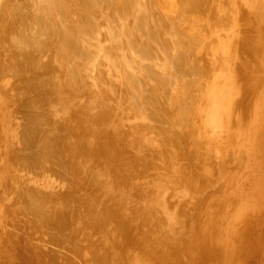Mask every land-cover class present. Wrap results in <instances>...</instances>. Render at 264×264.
Returning <instances> with one entry per match:
<instances>
[{"label":"rangeland","instance_id":"rangeland-1","mask_svg":"<svg viewBox=\"0 0 264 264\" xmlns=\"http://www.w3.org/2000/svg\"><path fill=\"white\" fill-rule=\"evenodd\" d=\"M3 1L4 5L0 0L3 5L0 4L2 7V9L0 7V125L3 124L0 126L2 127L0 128V151H2L0 158L4 160L0 161V172L4 167L5 174L0 173V193H2L1 187L3 189L5 187L4 194L5 190L10 192L5 195L1 194L3 196L0 198V264H86L88 262V264H110L111 257H113L112 263L117 264H124L129 260L135 263V257L139 258L136 260L142 258L140 260L142 263L143 258L144 262L150 259L152 264H264V101L261 99L264 97V0L112 1L115 4L110 0H58L59 5H57V0H52L53 5L50 0H45L44 4H42L43 0L41 3L38 0H33V2L32 0ZM6 2L8 3L6 4ZM46 2H51L52 7ZM72 2L74 4L76 2L79 6L76 5V7ZM107 2L112 5L110 6ZM14 3H17V6ZM97 3L100 6L105 5L100 8ZM118 4L120 5L117 6ZM106 5H109L108 8ZM58 6L62 12H59ZM50 7L51 10H55L51 12L54 15H46ZM82 7L84 11H80ZM93 7L95 9L90 10ZM96 9L104 11L103 15ZM102 9H105L106 12ZM85 10H90V12L86 11V13ZM111 12H114L113 19L120 16L117 21L112 19ZM116 12L119 14L116 15ZM25 13L26 15H24ZM77 13L82 16H78ZM84 13L88 17L85 18ZM72 14L73 19H71ZM45 15L49 17L47 18ZM64 17L66 23L63 22ZM48 19H52V22ZM67 19L69 20L67 21ZM86 19L87 21H85ZM119 19L122 24L118 21ZM28 21L29 25H27ZM34 22L37 23L38 28ZM53 22L56 23V26L55 23L52 25ZM78 23H81L84 30L80 31L81 27ZM38 24L41 27L45 26L41 28ZM60 26H63L62 29ZM110 28L112 31H109ZM51 33L56 35L54 34L53 37ZM39 35L42 38L39 39ZM66 36L68 39H65ZM73 36L75 37L73 38ZM77 37L80 38L77 39ZM44 38L46 40H43ZM13 41H18V43ZM69 41L70 43H68ZM80 42H82V46ZM66 45H68V49ZM138 45L143 48H139ZM110 46L118 47V50L113 47L112 49H116V53L119 55L115 56V50V54L113 55L112 52L111 55L115 59L120 56L119 59L114 60L113 56L110 57L111 55L106 51V49L112 51ZM83 48L87 52L83 51ZM79 49L80 51L82 49V52ZM94 52L97 53L94 54ZM49 53L52 54L49 55ZM92 54L95 56L92 57ZM142 55H146L148 59ZM14 56L16 57L13 58ZM79 57L84 60L81 61ZM24 63L28 65L25 66ZM44 68L45 70H43ZM69 68L70 70H68ZM79 72L80 74H78ZM87 77L89 78L87 79ZM136 82L139 85H136ZM93 83L96 86L95 90L92 88ZM60 85L62 87L67 85L68 89L63 87L65 89L63 90L61 87L63 93L66 92L65 96L61 93L62 91H58ZM80 85L85 88H83L82 94L80 93L82 87L80 90L77 89ZM132 86H136L134 87L136 89ZM86 89L87 91H85ZM100 92L106 94L107 99L103 95L104 98L101 97V94L100 98L98 94ZM127 92L128 94H126ZM93 93L94 98L98 96L99 99L108 102L105 103L107 108L104 106L105 104L102 105L104 101L101 100L99 103L98 98L95 101L96 98L90 96ZM56 96H61L59 97L61 101L65 100V97H69L70 99L66 98V101L73 100L70 103H75L79 96L81 100H76V103L78 102L79 105L80 101L82 108H79L76 103V107L73 103V106L69 105L68 102H65L61 107V101L58 102L60 107L56 106L53 104L56 103L53 102ZM109 96L114 97L116 101L114 98L109 100ZM86 97H88V101ZM50 100H53V103ZM91 101L96 102L91 111V113L93 111L95 113L93 112L92 115L105 116L108 120L106 124L114 126L115 129L111 136H108L110 134L108 133L101 139L96 135L92 137L91 131L93 132V130L89 128V125L91 127V121L96 122L94 116L91 115L92 119L89 123H83V120L79 119L78 113L83 112V109ZM6 102L9 103L6 104ZM3 103H5V107ZM49 103L54 106L52 107ZM84 103L85 106H83ZM110 105L112 106L109 107ZM64 106L67 109L70 108L69 116L66 118L63 117ZM54 107L55 109H53ZM103 109H106L105 112ZM61 111L60 117H57L58 112ZM76 117H78L77 120ZM3 122L7 123H5L6 127ZM108 137L116 138H112V140L107 139ZM81 139H85V141L89 139L90 142ZM65 142L71 146L69 147ZM114 142L119 143L118 146ZM103 144H108L111 147L106 153ZM9 145L13 147H9ZM63 147L66 148L63 149ZM76 147L79 148L78 151ZM83 148L87 151H84ZM100 148L102 152H100ZM80 151L84 157L80 155ZM3 152H5L4 157H2ZM65 153L69 156L75 153V157L79 155V158H82L81 163L83 164L80 163L82 170L78 169L80 170L78 172L75 169L80 161L77 162L75 159L79 158L72 155L74 157L72 161L73 158L71 159V156L69 157ZM92 154L94 158L91 157ZM38 156L45 162L50 157L52 160H48L47 164L44 162L45 165H42ZM134 156L136 159H132ZM5 157L8 158V161ZM15 160L16 162H14ZM49 162L51 166L48 165ZM34 163L35 165H33ZM73 164H77L76 167ZM60 165L64 168H61ZM38 167L40 170V167H44L42 170L45 173L42 174V171H39V176H37ZM16 168H20V170ZM47 168H49L48 171ZM55 168L60 171L57 172ZM9 169H13L15 172L9 171ZM24 169L28 171L21 172ZM61 169L62 172L66 170L65 174H68L66 177L61 173ZM31 170L32 174H30ZM51 172H55L54 175H50ZM56 173L61 175H56ZM61 176L65 177L64 180ZM25 177L26 180H24ZM2 178L6 180L5 184L2 182L4 180L1 181ZM51 180L54 182L52 185L49 183L52 182ZM62 181H65L66 184ZM189 182L190 185L187 184ZM23 183L26 184L27 189ZM46 183H49V187L54 186L51 189ZM10 185L11 188H9ZM45 185L46 188L48 187L47 190L40 192V187L45 188ZM56 186H60L59 189L56 188V190ZM81 186L82 188H80ZM69 188H73V190L71 191ZM22 189L26 191L22 192ZM53 190L57 191H54L57 197L64 194L63 199L56 198ZM69 190L73 197L67 196ZM42 192L45 193V196ZM38 194L41 195L44 202L39 199ZM97 194L98 196H96ZM160 194L162 195L160 196ZM47 196L51 200H47ZM159 196L160 200H158ZM64 197L69 202L64 200ZM150 199L152 201H149ZM53 200L54 202H52ZM147 200L149 203L146 202ZM48 201L54 204L48 203ZM73 203L78 206H74ZM145 204L146 206H144ZM151 205L158 207H154V209ZM166 205L168 207H165ZM2 208L4 213L1 212ZM120 208L122 212L125 211L122 215L123 218L118 215ZM151 208L153 210H149ZM81 210L83 213L80 212ZM161 210L163 216L160 214ZM77 211L81 214H78ZM98 211L101 212L98 213ZM190 211L191 213H188ZM167 213L168 216L171 215L170 218L167 217ZM98 215L106 217V224L102 216L98 219ZM172 215L176 216L173 220L177 223H173ZM178 215L179 218L181 216L179 221ZM146 217L150 219L151 225L145 224ZM160 217L168 218V224L166 222L162 227L168 225L169 228L166 229L167 232L162 228L161 232L155 233L153 232L154 228H158L163 220L159 219ZM163 223L164 221L161 225ZM90 225L92 228H89ZM150 226H153L151 230H149ZM143 227H145L144 230ZM189 227L190 229H188ZM137 230L138 232H136ZM163 230L168 234V237L172 234L170 235L172 238L165 237L167 234ZM169 230L171 233L168 232ZM173 230L175 233H172ZM112 232L114 235L111 234ZM140 232L142 237H144L143 234L146 238L149 235L148 237L151 239H148L149 241L144 238L140 240L141 237H136L141 235ZM163 233L164 235H162ZM90 234L93 235L90 236ZM184 235L188 238L187 240L186 237H181ZM120 236L122 237L120 238ZM93 237L96 239L94 240ZM152 239H154L153 242ZM154 243L161 247L158 248V245ZM193 243L195 244L193 245ZM83 248H85L84 254ZM95 249H99V251ZM103 249L105 252H102ZM130 251H133L132 254ZM86 252L91 253L87 256ZM128 255L131 257L130 259H128ZM85 258L89 259L88 262H85ZM150 260L149 262H151ZM140 261L137 262L140 263Z\"/></svg>","mask_w":264,"mask_h":264},{"label":"bare ground","instance_id":"bare-ground-1","mask_svg":"<svg viewBox=\"0 0 264 264\" xmlns=\"http://www.w3.org/2000/svg\"><path fill=\"white\" fill-rule=\"evenodd\" d=\"M7 1H8V0H7ZM34 1H35V0H34ZM48 1H49V0H48ZM50 1H52V0H50ZM62 1H64V0H62ZM62 1H60V2L62 3ZM103 1H104V0H103ZM110 1H111V3L115 4L114 2H112V1H114V0H110ZM110 1H108V2H110ZM140 1H141V0H140ZM253 1H255V0H253ZM12 2H13V1H12ZM24 2H25V1H24ZM32 2H33V0H32ZM38 2L41 3V0H40V1L38 0ZM42 2H43L42 4H44V3H45V0H43ZM54 2H55V1H54ZM57 2H58V0H57ZM68 2H69V1H68ZM70 2H71V1H70ZM77 2H78V1H77ZM108 2H107V4H110V6H111L112 4H111V3H108ZM3 3H4V1L2 0V4H3ZM7 3H8V2H6V4H7ZM36 3H37V2H36ZM46 3H47V2H46ZM50 3H51V2H50ZM50 3H47V4H48L49 6L52 7V5H53V1H52V5H51ZM72 3L74 4V2H72ZM85 3H86V2H85ZM117 3H118V2H117ZM119 3H121V2L119 1ZM123 3H124V2H123ZM0 4H1V3H0ZM2 4H1V5H2ZM6 4H5V5H6ZM14 4H16V6H17V3H14ZM23 4H24V3H23ZM28 4H29V2H28ZM33 4H34V3H33ZM42 4H41V5H42ZM47 4H46V5H47ZM91 4H93V3H91ZM97 4H98V3H97ZM100 4H102V3H100ZM124 4H125V3H124ZM153 4H154V3H153ZM3 5H4V4H3ZM3 5H2V6H3ZM34 5H35V4H34ZM38 5H39V4H38ZM48 5H47V7H48ZM57 5H59V2H58ZM60 5H61V4H60ZM74 5H75V6H76V5L79 6V4H76V2H75ZM94 5H95V3H94ZM98 5H99V4H98ZM103 5H105V4H102V6H103ZM119 5H120V4H118L117 6H119ZM122 5H123V4H122ZM122 5H121V7H122ZM12 6H13V5H12ZM62 6H63V4H62ZM62 6H61V7H62ZM77 6H76V7H77ZM82 6H83V4H82ZM89 6H90V5H89ZM99 6H100V5H99ZM102 6H100V8H101ZM106 6H107V8H108L109 5H106ZM114 6H116V5H114ZM114 6H112V7L114 8ZM124 6H125V5H124ZM124 6H123V7H124ZM0 7H1V6H0ZM14 7H15V6H14ZM20 7H23V5H22V6L20 5ZM38 7H39V6H38ZM51 7L49 8L50 10H51ZM67 7H68V6H67ZM69 7H70V6H69ZM87 7H88V6H87ZM94 7H95V6H94ZM94 7H93V9H90V8H89V9H90V10H94V9H95ZM121 7H118V8H121ZM3 8H4V7H3ZM57 8H58V10H60V7H59V6H58ZM65 8H66V7H65ZM65 8H64V9H65ZM80 8H81V7H80ZM80 8H79V9H80ZM84 8H85V7H84ZM100 8H99V9H100ZM102 8H103V7H102ZM107 8H106V10H107ZM109 8H111V7H109ZM1 9H2V7H1ZM11 9H13V8H11ZM20 9H21V8H20ZM31 9H32V8H31ZM36 9H37V8H36ZM45 9H46V7H45ZM17 10H18V9H17ZM21 10L23 11L24 9H21ZM32 10H33V9H32ZM50 10H49L48 14H46V15L52 14L51 12H52L54 9L51 10V11H50ZM69 10H70V9H69ZM90 10H88V11L85 10V12H86V11H87V12H90ZM96 10H98V9H96ZM100 10H101V9H100ZM102 10H105V9H102ZM106 10H105V12H106ZM24 11H25V10H24ZM29 11H30V9H29ZM43 11H44V7H43ZM54 11H55V10H54ZM54 11H53V12H54ZM80 11H84V10H83V7H82V10H80ZM80 11H79V13H81ZM107 11H108V10H107ZM115 11H116V10H115ZM15 12H16V11H15ZM36 12H37V10H36ZM44 12H45V11H44ZM59 12H62V11L60 10ZM87 12H86V13H87ZM98 12H100V13L102 14V12H104V11L101 12V11L98 10ZM117 12H120V11H117ZM117 12L115 13L116 15L119 14V13L117 14ZM21 13H24V12H21ZM41 13H42V11H41ZM55 13H56V12H55ZM79 13H77V15H78ZM86 13H84V14L86 15V16L84 15L85 18L88 17V15H87ZM96 13H97V12H96ZM111 13H112V12H111ZM113 13H114V12H113ZM113 13H112V19H113V16H114ZM120 13H121V12H120ZM9 14H10V12H9ZM9 14H7V15H9ZM11 14H12V13H11ZM19 14H20V13H19ZM59 14H61V13H59ZM59 14H57V15H59ZM63 14H64V13H63ZM63 14H61V15H63ZM75 14H76V13H75ZM14 15H15V14H14ZM16 15H18V14L16 13ZM24 15H26V13H25ZM29 15H30V14H29ZM42 15H43V13H42ZM46 15H45V16H46ZM52 15H54V14H52ZM52 15H51V16H52ZM92 15H94V14L92 13ZM92 15H91V16H92ZM102 15H103V14H102ZM136 15H137V14H136ZM12 16H13V15H12ZM65 16H66V14H65ZM78 16H82V15L79 14ZM89 16H90V15H89ZM99 16H100V14H99ZM105 16H106V15H105ZM134 16H135V15H134ZM18 17H20V16H18ZM23 17H24V16H23ZM28 17H29V16H28ZM30 17H32V16H30ZM33 17H34V16H33ZM46 17H47V16H46ZM48 17H49V16H48ZM48 17H47V18H48ZM58 17H59V16H58ZM69 17H70V16H69ZM71 17H72V18H71ZM71 17H70V18L73 19V14L71 15ZM94 17H95V16H94ZM94 17H92V19H93ZM118 17H120V16H117V19H118ZM135 17H136V16H135ZM146 17H147V16H146ZM6 18H7V17H6ZM53 18H54V17H53ZM53 18H52V19H53ZM56 18H57V17H56ZM70 18H69V19H70ZM85 18H84V19H85ZM97 18L99 19V17H97ZM110 18H111V17H110ZM121 18H122V17H121ZM0 19H1V17H0ZM2 19H3V17H2ZM8 19H9V18H8ZM33 19H34V18H33ZM38 19H39V18H38ZM41 19H42V18H41ZM52 19H51V20H52ZM69 19H67V21H68ZM71 19H70V20H71ZM87 19H89V18H87ZM87 19H86L85 21H87ZM92 19H91V20H92ZM106 19H107V18H106ZM114 19H115V17H114ZM114 19H113V20H114ZM117 19H115V20L117 21ZM17 20H18V19H17ZM21 20H22V19H21ZM35 20H36V19H35ZM44 20H46V19H44ZM44 20H43V21H44ZM48 20H50V19H48ZM51 20H50V21H51ZM53 20H54V19H53ZM89 20H90V19H89ZM93 20H95V19H93ZM100 20H101V19H100ZM100 20H99V21H100ZM120 20H121V19H119L118 21L120 22ZM147 20H148V19H147ZM150 20H151V19H150ZM5 21H6V20H5ZM13 21H14V20H13ZM36 21H37V20H36ZM38 21H39V20H38ZM79 21H81V20H79ZM83 21H84V20H83ZM105 21H106V20H105ZM3 22H4V21H3ZM30 22H31V21H30ZM39 22H40V21H39ZM39 22H38V23H39ZM51 22H52V21H51ZM55 22H56V20H55ZM55 22H53L52 25H53ZM63 22H65V17H64ZM69 22L72 23L73 21H69ZM89 22H90V21H89ZM25 23H26V22H25ZM40 23H41V22H40ZM43 23H45V21H44ZM60 23H62V22H60ZM65 23H66V22H65ZM76 23H77V22H76ZM81 23H83V22H81ZM81 23H80V24H81ZM104 23H105V22H104ZM120 23H121V22H120ZM146 23H147V22H146ZM4 24H5V23H4ZM11 24H12V23H11ZM18 24H20V23H18ZM18 24H17V25H18ZM21 24H22V22H21ZM26 24H27V23H26ZM26 24H25V25H26ZM34 24H35V22H34ZM49 24H51V23H49ZM63 24H64V23H63ZM74 24H75V23H74ZM74 24H72V25H74ZM78 24H79V23H78ZM80 24H79V26L81 27L80 31H81V30H84ZM83 24H84V23H83ZM83 24H82V25H83ZM107 24H108V23H107ZM121 24H122V23H121ZM15 25H16V24H15ZM27 25H29V21H28V24H27ZM32 25H33V22H32ZM35 25H36V28H38V27H37V23H36ZM38 25H39V24H38ZM52 25H51V26H52ZM59 25H60V24H59ZM59 25H58V26H59ZM69 25H70V24H69ZM69 25H68V26L66 25V26L69 27ZM85 25H86V24H85ZM85 25H84V26H85ZM18 26H19V25H18ZM20 26L22 27V25H20ZM39 26H40V25H39ZM44 26H45V25H44ZM44 26H43V27H44ZM55 26H56V23H55ZM63 26H64V25H63ZM63 26H62V27H63ZM135 26H136V25H135ZM145 26H148V25H145ZM0 27H1V26H0ZM9 27H10V26H9ZM29 27H30V26H29ZM32 27H33V26H32ZM40 27H41V26H40ZM43 27H41V28H43ZM53 27H54V26H53ZM62 27L60 26V29H62ZM93 27H94V26H93ZM110 27H111V26H110ZM58 28H59V27H58ZM72 28H73V26H72ZM74 28H75V26H74ZM77 28H78V27H77ZM137 28H138V27H137ZM145 28H146V27H145ZM34 29H35V27H34ZM34 29H32V30H34ZM51 29H52V28H51ZM66 29H67V28H66ZM90 29H91V27H90ZM131 29H132V28H131ZM35 30H36V29H35ZM37 30H38V29H37ZM52 30H53V29H52ZM54 30H55V28H54ZM78 30H79V29H78ZM39 31H40V29H39ZM42 31H43V30H42ZM47 31L49 32V30H47ZM67 31H68V30H67ZM70 31H71V30H70ZM106 31H107V30H106ZM109 31H112V29L110 28ZM127 31H128V30H127ZM133 31H134V30H133ZM58 32H61V31H58ZM63 32H64V31H63ZM65 32H66V31H65ZM73 32H74V31H73ZM90 32H93V31H90ZM49 33H50V32H49ZM75 33H76V31H75ZM109 33H110V32H109ZM115 33H116V32H115ZM131 33H132V32H131ZM145 33H146V32H145ZM41 34H43V32H41ZM41 34H40V35H41ZM51 34H52L53 37H54V34H55V33H51ZM71 34H72V33H71ZM79 34H80V33H79ZM79 34H76V35H79ZM81 34H82V33H81ZM91 34H92V33H91ZM117 34H118V33H117ZM119 34H120V33H119ZM40 35H39V36H40ZM55 35H56V34H55ZM63 35L65 36V33H64ZM74 35H75V34H74ZM121 35H122V34H121ZM125 35H126V34H125ZM44 36H46L45 33H44ZM47 36H48V35H47ZM71 36H72V35H71ZM71 36H70V37H71ZM105 36H106V35H105ZM112 36H113V35H112ZM114 36H115V35H114ZM141 36H142V35H141ZM61 37H62V35H61ZM66 37H67V38H65V39H68V36H66ZM74 37H75V36H73V38H74ZM81 37H82V36H81ZM40 38H42V37L40 36L39 39H40ZM48 38H49V37H48ZM79 38H80V37H79ZM79 38L77 37V39H79ZM104 38H105V37H104ZM130 38H131V37H130ZM140 38H142V37H140ZM15 39H16V37H15ZM15 39H14V40H15ZM63 39H64V38H63ZM71 39H72V38H71ZM71 39H69V40H71ZM77 39H75V40H77ZM88 39H89V38H88ZM106 39H108V38H106ZM109 39H110V38H109ZM116 39H117V38H116ZM144 39H145V38H144ZM16 40H17V39H16ZM43 40H46V39L44 38ZM60 40H61V39H60ZM82 40H83V39H82ZM98 40H100V39H98ZM127 40H130V39H127ZM139 40H140V39H139ZM48 41H49V39H48ZM77 41H78V40H77ZM80 41H81V40H80ZM108 41H109V40H108ZM11 42H12V41H11ZM13 42L15 43L16 41H13ZM33 42H35V41H33ZM36 42H37V41H36ZM39 42H40V41H39ZM78 42H79V41H78ZM84 42H85V41H84ZM84 42H83V43H84ZM88 42H89V41H88ZM102 42H103V41H102ZM133 42H134V40H133ZM14 43H12V44H14ZM16 43H18V41H17ZM44 43H45V42L43 41V44H44ZM46 43H48V42H46ZM49 43H50V42H49ZM68 43H70V41H69ZM130 43H132V42H130ZM20 44H22V43H20ZM30 44H31V43H30ZM30 44H29V45H30ZM61 44L63 45L64 43H61ZM76 44H78V43L76 42ZM84 44H85V43H84ZM128 44H129V43H128ZM22 45H23V44H22ZM22 45H21V46H22ZM34 45H35V44H34ZM38 45H39V44H38ZM38 45H37V46H38ZM41 45H42V44H41ZM45 45H46V44H45ZM47 45H48V44H47ZM78 45H79V44H78ZM78 45H77V46H78ZM80 45L82 46V42H80ZM97 45H98V44H97ZM126 45H127V44H126ZM12 46H15V45H12ZM39 46H40V45H39ZM48 46H49V45H48ZM64 46H65V45H64ZM91 46H93V45H91ZM99 46H101V45H99ZM99 46H98V47H99ZM127 46H128V45H127ZM129 46H130V44H129ZM138 46H139V45H138ZM31 47H32V46H31ZM49 47H50V46H49ZM71 47H72V46H71ZM75 47H76V45H75ZM94 47H95V46H94ZM106 47H107V46H106ZM110 47H111V49H110V48H109V49L112 50V51L110 52V51L107 50V49H106V51L109 52V53H108L109 55H111L112 52H113V55H114L117 51H116V49H114V50H115V53H114V50L112 49L113 46H110ZM66 48L68 49V45H66ZM96 48H97V47H96ZM103 48H104V47H103ZM113 48H117V50H118V47H113ZM125 48H126V47H125ZM139 48L142 49L143 47H140V46H139ZM24 49H25V48H24ZM24 49H22V50H24ZM62 49H63V48H62ZM72 49H73V48H72ZM16 50H17V49H16ZM63 50H64V49H63ZM63 50H62V51H63ZM69 50H70V49H69ZM69 50H66V51H69ZM99 50H100V49H99ZM104 50H105V49H104ZM133 50H134V49H133ZM145 50H146V49H145ZM55 51H56V50H55ZM70 51H71V50H70ZM70 51H69V52H70ZM79 51H80V49H79ZM83 51H86V50H84V48H83ZM89 51H90V50H89ZM101 51H102V50H101ZM143 51H144V50H143ZM22 52H23V51H22ZM27 52H28V51H27ZM53 52H54V51H53ZM60 52H61V51H60ZM60 52H59V53H60ZM80 52H82V49H81ZM86 52H87V51H86ZM86 52H84V53H86ZM99 52H100V51H99ZM99 52H98V54H99ZM102 52H103V51H102ZM107 52H106V53H107ZM144 52H146V51H144ZM10 53H11V52H10ZM47 53H48V52H47ZM56 53H58V52H56ZM61 53H62V52H61ZM65 53H66V52H65ZM96 53H97V52H96ZM96 53L94 52V54H96ZM136 53H137V52H136ZM141 53H143V52H141ZM146 53L148 54V52H146ZM165 53H166V52H165ZM24 54H25V52H24ZM51 54H52V53H51ZM51 54L49 53V55H51ZM67 54H68V53H67ZM80 54H82V53H80ZM94 54H92V55H93L92 57L95 56ZM100 54H101V53H100ZM108 54H107V55H108ZM117 54H118V53H116L115 56H116ZM144 54H145V53H144ZM6 55H7V54H6ZM56 55H57V54H56ZM59 55H60V54H59ZM74 55H75V54H74ZM113 55H111L110 57H112ZM118 55H119V54H118ZM7 56H8V55H7ZM22 56H23V55H22ZM80 56H81V55H80ZM105 56H106V55H105ZM142 56H144V55H142ZM15 57H16V56H14L13 58H15ZM52 57H53V55H52ZM56 57H57V56H56ZM82 57H83V56H82ZM89 57H90V54H89ZM99 57H100V56H99ZM117 57H118V56H117ZM119 57H120V56H119ZM119 57H118L117 59H119ZM144 57L146 58V55H145ZM148 57H149V56H148ZM49 58H51V57H49ZM79 58L81 59V57H79ZM101 58H102V57H101ZM113 58H114V60H117V59H115L114 56H113ZM145 58H144V59H145ZM21 59H22V58H21ZM54 59H55V57H54ZM85 59L87 60V58H85ZM89 59H90V58H89ZM107 59H108V58H107ZM111 59H112V58H111ZM146 59H148V58H146ZM150 59H151V57H150ZM150 59H149V60H150ZM39 60H40V59H39ZM83 60H84V59H83ZM83 60L81 59V61H83ZM97 60H98V59H97ZM11 61H12V60H11ZM79 61H80V60H79ZM81 61H80V62H81ZM88 61H89V60H88ZM13 62H14V61H13ZM29 62H30V61H29ZM95 62H96V61H95ZM19 63H20V62H19ZM41 63H42V62H41ZM115 63H116V61H115ZM14 64H15V63H14ZM172 64H173V63H172ZM186 64H187V63H186ZM12 65H13V64H12ZM24 65H25V63H24ZM27 65H28V64H27ZM27 65H25V66H27ZM41 65H42V64H41ZM74 65H75V63H74ZM16 66H17V65H16ZM22 66H23V65H22ZM34 66H36V65H34ZM47 66H48V65H47ZM61 66H62V65H61ZM61 66H60V67H61ZM65 66H66V65H65ZM65 66H64V67H65ZM76 66H77V65H76ZM94 66H95V65H94ZM96 66H97V65H96ZM117 66H118V64H117ZM117 66H116V67H117ZM19 67H20V66H19ZM37 67H38V66H37ZM60 67H59V68H60ZM119 67H120V66H119ZM5 68H6V66H5ZM39 68H40V67H39ZM66 68H67V67H66ZM141 68H142V67H141ZM85 69H86V68H85ZM91 69H92V68H91ZM118 69H119V68H118ZM118 69H117V70H118ZM38 70H39V69H38ZM43 70H45V68H44ZM59 70H60V69H59ZM68 70H70V68H69ZM79 70H81V69L79 68ZM83 70H84V69H83ZM93 70H94V69H93ZM100 70H102V69H100ZM113 70H114V69H113ZM14 71H15V70H14ZM77 71H78V68H77ZM81 71H82V70H81ZM81 71H80V72H81ZM96 71H97V69H96ZM119 71H120V69H119ZM126 71H127V70H126ZM39 72H40V71H39ZM43 72H44V71H43ZM72 72H73V71H72ZM80 72H79L78 74H80ZM82 72H83V71H82ZM89 72H91V71H89ZM92 72H93V71H92ZM65 73H66V72H65ZM69 73L71 74V71H70ZM118 73H120V72H118ZM76 74H77V73H76ZM100 74H101V73H100ZM111 74H112V72H111ZM67 75H68V74H67ZM95 75H96V74H95ZM126 75H127V74H126ZM134 75H135V74H134ZM70 76L72 77V75H70ZM89 76H91V75H89ZM93 76H94V74H93ZM114 76H115V75H114ZM67 77H69V76H67ZM73 77H75V76H73ZM14 78H15V77H14ZM85 78H86V76H85ZM85 78H83V79H85ZM88 78H89V77H87V79H88ZM127 78H128V77H127ZM73 79H74V78H73ZM93 79H94V77H93ZM149 79H150V77H149ZM9 80H10V79H9ZM137 80H138V79H137ZM92 81H93V80H92ZM90 82H91V81H90ZM93 82H94V81H93ZM95 82H96V79H95ZM97 82H98V81H97ZM138 82H139V80H138ZM59 83H60V82H59ZM98 83H99V82H98ZM136 83H137V82H136ZM136 83H135V84H136ZM93 84H94V83H93ZM93 84H92V86H93ZM107 84H108V83H107ZM107 84H106V85H107ZM54 85H55V84H54ZM68 85H69V84H68ZM82 85H83V84H82ZM82 85H80L79 88L76 87V88L79 89V90H80V87H82V89L80 90V93H81V94L83 93V91H84V89H85V88L83 87L84 85H83V86H82ZM96 85H97V84H96ZM113 85H114V84H113ZM136 85H139V84L137 83ZM142 85H143V84H142ZM46 86H47V85H46ZM66 86H67V85H66ZM66 86L63 85V87H64L65 89H68V88H66ZM73 86H76V85H73ZM47 87H48V86H47ZM61 87H62V86L60 85V88H61ZM63 87H62V88H63ZM95 87H96V86H95V84H94V86H93L92 88L95 90ZM97 87H98V85H97ZM110 87H111V86H110ZM132 87H133V86H132ZM134 87H136V86H134ZM134 87H133V88H134ZM138 87H139V86H138ZM53 88H54V87H53ZM60 88L58 87V91H59V90L62 91V88H61V89H60ZM64 88H63V90H65ZM69 88H70V87H69ZM83 88H84V89H83ZM45 89H46V88H45ZM54 89H55V88H54ZM54 89H53V90H54ZM87 89H88V88H87ZM87 89H86L85 91H87ZM110 89H112V88H110ZM134 89H136V88H134ZM141 89H142V88H141ZM50 90H51V89H50ZM56 90H57V89H56ZM56 90H55V93H57ZM70 90H71V89H70ZM82 90H83V91H82ZM99 90H100V89H99ZM115 90H116V89H115ZM129 90H130V89H129ZM142 90H143V89H142ZM60 91H59V92H60ZM66 91H67V90H66ZM68 91H69V90H68ZM68 91H67V92H68ZM72 91H73V90H72ZM76 91H77V90H76ZM81 91H82V92H81ZM89 91H90V90H89ZM104 91H105V89H104ZM27 92H28V91H27ZM69 92H70V91H69ZM28 93H29V92H28ZM52 93H54V92H52ZM61 93H63V91H62ZM64 93L66 94V92H64ZM64 93H63V94H64ZM71 93H72V92H71ZM71 93H68V94H71ZM84 93H85V92H84ZM88 93H89V92H88ZM88 93H87V94H88ZM91 93H92V92H91ZM102 93H103V92H102ZM107 93H108V92L106 91V94H107ZM110 93H111V91H110ZM110 93H109V94H110ZM234 93H235V92H234ZM65 94H64V96H65ZM74 94L77 95L76 93H74ZM89 94H90V93H89ZM98 94H99V97H100L101 92L98 93ZM106 94H101V97L105 96V98H106ZM126 94H128V92H127ZM52 95H53V94H52ZM59 95H61V94H59ZM71 95H72V94H71ZM78 95H79V93H78ZM96 95H97V94H96ZM102 95H103V96H102ZM107 95H108V94H107ZM113 95H114V94H113ZM113 95H112V96H113ZM124 95H125V94H124ZM87 96H88V95H87ZM90 96H93V98H94L95 95H94V93H93V95H90ZM122 96H123V95H122ZM140 96H141V95H140ZM50 97H51V96H50ZM57 97H58V99H57ZM59 97H61V96H56V97H55V101L52 100L53 102H56V103H53L51 100H50V101H51L54 105H56V106L58 105V106H59L60 104H58V102L61 101V98H60V100H59ZM88 97H89V96H88ZM88 97H86V98H87V101H88ZM99 97L97 96V97H95L96 99H95V98H94V99H95V101H96L97 98H98V102L100 103V101H101L102 99H99ZM101 97H100V98H101ZM126 97H127V96H126ZM131 97H132V96H131ZM4 98H6V97H4ZM9 98H10V97H9ZM12 98H13V97H12ZM51 98H52V97H51ZM53 98H54V97H53ZM66 98H68L67 100L70 99L69 97H65V100L62 99V101L60 102V103H61V107H62V105H64L65 102H68V101H66ZM76 98H77V97H76ZM76 98H75V99H76ZM81 98H83V97L81 96ZM89 98H90V97H89ZM103 98H104V97H103ZM113 98H114V97H113ZM113 98H111V97L109 96V100H110V99L113 100ZM123 98H124V96H123ZM127 98H129V97H127ZM150 98H151V96H150ZM263 98H264V97H263ZM263 98H261V99L264 101ZM13 99H14V98H13ZM24 99H25V98H24ZM75 99H74V100H75ZM78 99H80L79 96H78ZM78 99H76V100H78ZM90 99H91V98H90ZM106 99H107V98H106ZM0 100H1V99H0ZM10 100H11V99H10ZM10 100H8V101H10ZM26 100H27V99H26ZM56 100H57V101H56ZM58 100H59V101H58ZM76 100H75V103H76ZM80 100H81V99H80ZM82 100H83V99H82ZM92 100H93V99H92ZM114 100H115V98H114ZM48 101H49V100H48ZM70 101H73V100H70ZM70 101L68 102L69 105H72V106H73V104H74V106H75V103L72 102V103H73V104H72V103H70ZM89 101H90V100H89ZM95 101H91V102L88 104V106H86V108L83 109V110H84L83 112L78 113V115H79L78 117H79L80 120H81V119L83 120V123H85V122H86V123H89V122L91 121V119H92V116H94L96 122H92V121H91V122H90V123H91V127H90V125H89V128H92L91 130H93V132L91 131V133H92V135H93V136L91 135L92 137H94V135H96V136H98L99 139H101V137H102L103 135H106V134H108V133H110V134H108V136H109V135L111 136V135H112V132H113L114 129H115L114 126H111V125H107V124H106V123L108 122V120L105 118V116H95V115H92L94 111L91 113L92 109H93V108L95 107V105H96V102H95ZM103 101H104V103H102ZM115 101H116V100H115ZM150 101H152V100L150 99ZM12 102H13V101H12ZM46 102H47V101H46ZM82 102H83V101H82ZM85 102H86V101H85ZM102 102H101V103H102V105H103V104H105L107 101L105 102V100H102ZM112 102H114V101H112ZM7 103H9V102H6V104H7ZM107 103H108V102H107ZM4 104H5V103H3V105H4ZM49 104H50V103H49ZM86 104H87V102H86ZM113 104H114V103H113ZM15 105H16V104H15ZM50 105H51V104H50ZM54 105H51V106L53 107ZM76 105L79 106V108H80V107L82 108V106H81L82 104L80 103V101H79V105H78V102L76 103ZM262 105H263V103H262ZM29 106H30V105H29ZM46 106H47V105H46ZM46 106H45V107H46ZM48 106H49V105H48ZM83 106H85V103H84ZM104 106H106V104H105ZM104 106H103V107H104ZM111 106H112V105H110L109 107H111ZM4 107H5V105H4ZM59 107H60V106H59ZM75 107H76V106H75ZM96 107H97V106H96ZM154 107H155V106H154ZM263 107H264V106H263ZM263 107H261V109H263ZM46 108H47V107H46ZM63 108H65V110H64V109L62 110V111H63V117L66 118V117L69 116L68 112L70 111V110H69L70 108L68 107V109H67L65 106H64ZM106 108H107V106H106ZM137 108H138V107H137ZM36 109H38V108H36ZM44 109H45V108H44ZM53 109H55V107H54ZM77 109H78V108H77ZM109 109H111V108H109ZM138 109H139V108H138ZM4 110H5V109H4ZM68 110H69V111H68ZM71 110H72V109H71ZM105 110H106V109H103L104 112H105ZM111 110H112V109H111ZM45 111H46V110H45ZM62 111H61V112H58L57 117L60 115L59 113H62ZM78 111H80V110H78ZM81 111H82V109H81ZM37 112H39V111H37ZM54 112H55V111H54ZM94 113H95V112H94ZM53 114H54V113H53ZM91 115H92V116H91ZM112 115H113V114H112ZM263 115H264V114H263ZM2 116H3V115H2ZM26 116H27V115H26ZM3 117H5V116H3ZM29 117H31V116H29ZM59 117H60V116H59ZM63 117H62V118H63ZM78 117H76V120H77ZM112 117H113V116H112ZM52 118H53V117H52ZM62 118H61V119H62ZM24 119H25V118H24ZM28 119H29V118H28ZM37 119H38V118H37ZM61 119H60V120H61ZM5 120H6V119H5ZM42 120H43V118H42ZM47 120H48V119H47ZM26 121H29V120H26ZM36 121H37V120H36ZM63 121H64V120H63ZM6 122H7V121H6ZM6 122H5V123H6ZM59 122H60V121H59ZM113 122H114V121H113ZM191 122H192V121H191ZM261 122H262V121H261ZM3 123H4V122H3ZM5 123H4V125H5ZM27 123H28V122H27ZM96 123H98V125H96ZM109 123H110V122H109ZM175 123H176V122H175ZM6 124H7V123H6ZM1 125H3V124H1ZM1 125H0V126H1ZM8 125H9V124H8ZM86 125H88V124H86ZM10 126H11V125H10ZM27 126H28V125H27ZM38 126H39V125H38ZM42 126H43V125H42ZM44 126H45V125H44ZM5 127H6V125H5ZM14 127H15V126H14ZM16 127H17V125H16ZM257 127H258V126H257ZM260 127H261V126H260ZM0 128H2V127H0ZM40 128H41V127H40ZM255 128H256V127H255ZM5 130H6V129H5ZM44 130H45V129H44ZM30 131H32V130H30ZM118 131H119V130H118ZM254 131H255V130H254ZM32 132H33V131H32ZM32 132H31V133H32ZM115 132H116V131H115ZM62 133H63V132H62ZM40 134H41V133H40ZM247 134H248V133H247ZM4 135H5V134H4ZM113 135H114V134H113ZM182 135H183V134H182ZM32 136H33V135H32ZM63 136H64V135H63ZM197 136H198V135H197ZM197 136H196V137H197ZM26 137H27V136H26ZM106 137H107V136H106ZM15 138H16V137H15ZM43 138H44V137H43ZM103 138H104V137H103ZM112 138H116V137H108L107 139H112ZM188 138H189V137H188ZM30 139H31V138H30ZM46 139H47V138H46ZM176 139H177V138H176ZM7 140H8V139H7ZM13 140H14V139H13ZM17 140H19V139H17ZM24 140H25V139H24ZM31 140H32V139H31ZM54 140L57 141V139H54ZM54 140H52V141H54ZM75 140H76V139H75ZM81 140H83V139H81ZM88 140H89V139H88ZM88 140L85 141V139H84L83 141L87 142ZM112 140H113V139H112ZM118 140H119V137H118ZM14 141H15V140H14ZM48 141H49V140H48ZM63 141H65V140H63ZM116 141H117V139H116ZM116 141H115V142H116ZM119 141L121 142V140H119ZM119 141H117V142H119ZM122 141H123V139H122ZM89 142H90V141H88V143H89ZM111 142H113V141H111ZM115 142H114V143H115ZM117 142H116V143H117ZM120 142H119V143H120ZM13 143H14V142H13ZM15 143H16V141H15ZM21 143H22V141L20 142V144H21ZM65 143H66V142H65ZM67 143H68V142H67ZM67 143H66V144H67ZM83 143H84V142H83ZM116 143H115V144H116ZM119 143H118V144H119ZM16 144H17V143H16ZM39 144H40V143H39ZM39 144H38V145H39ZM52 144H53V142H52ZM80 144H82V142H80ZM80 144H79V145H80ZM118 144H116V145L118 146ZM178 144H180V143H178ZM189 144H191V143H189ZM25 145H26V144H25ZM25 145H24V146H25ZM34 145H35V144H34ZM34 145H33V146H34ZM55 145H57V144L55 143ZM74 145H75V144H74ZM103 145H104V151H105V153L107 152L108 149H111V147H110L108 144H103ZM181 145H182V144H181ZM3 146H4V145H3ZM68 146H69V143H68ZM70 146H71V144H70ZM70 146H69V147H70ZM122 146H124V145L122 144ZM138 146H139V145H138ZM190 146H191V145H190ZM9 147H13V146H12V145H9ZM77 147H80V146L77 145ZM77 147H76V148H77ZM87 147H88V146H87ZM99 147H102V146H99ZM5 148H6V147H5ZM25 148H26V147H25ZM44 148H45V147H44ZM50 148H51V147H50ZM65 148H66V147H63V149H65ZM85 148H86V146H85ZM89 148H90V147H89ZM139 148H140V146H139ZM139 148H138V149H139ZM21 149H23V148L21 147ZM21 149H20V150H21ZM45 149H46V148H45ZM74 149H75V147H74ZM74 149H73V151H74ZM78 149H79V148H77V151H78ZM81 149H82V147H81ZM100 149H101V148H100ZM114 149H117V148H114ZM141 149H142V148H141ZM141 149L139 150L140 152H141ZM9 150H10V148H9ZM83 150H84V148H83ZM88 150H90V149H88ZM201 150H202V149H201ZM6 151H7V150H6ZM43 151H44V150H43ZM43 151H42V153H44ZM45 151H46V150H45ZM54 151H55V150H54ZM73 151H71V152H73ZM77 151H76V154H78ZM84 151H87V150H84ZM139 151H138V152H139ZM151 151H152V150H151ZM182 151H184V150H182ZM188 151H189V150H188ZM0 152H2V151H0ZM8 152H10V151H8ZM11 152H12V151H11ZM25 152H26V151H25ZM30 152H31V151H30ZM51 152H52V151H51ZM51 152H50V154H51ZM74 152H75V151H74ZM100 152H102V149L100 150ZM4 153H5V152L2 153V157H4V156H3ZM12 153H15V152H12ZM48 153H49V152H48ZM79 153H80V155H81L82 157H84V156L82 155L83 153L81 154V151H80ZM89 153H90V152H89ZM151 153H152V152H151ZM52 154H54V153H52ZM74 154H75V153H74ZM74 154H71V155H70V156H71V159L73 158L72 161L74 160V157H75V155H76V154H75V155H74ZM147 154H148V151H147ZM193 154H194V153H193ZM17 155H18V154H17ZM24 155H26V154H24ZM31 155H32V154H31ZM65 155L69 156V155L66 154V153H65ZM72 155H74V157H72ZM28 156H29V155H28ZM36 156H37V153H36ZM36 156H35V157H36ZM44 156H45V155H44ZM60 156H61V155H60ZM62 156H63V155H62ZM70 156H69V157H70ZM88 156H89V155H88ZM94 156H95V155H94ZM105 156H106V155H105ZM0 157H1V156H0ZM11 157H12V155H11ZM18 157H19V156H18ZM26 157H27V156H26ZM41 157H42V156H41ZM49 157H50V156H49ZM53 157H54V155H53ZM91 157H93V154H92ZM27 158H28V157H27ZM32 158H33V157H32ZM38 158H39V156H38ZM44 158H45V157H44ZM46 158H47V156H46ZM59 158H60V157H59ZM75 158H79V155H78V157H75ZM89 158H90V157H89ZM89 158H88V159H89ZM93 158H94V157H93ZM5 159H7V161H8V158L5 157ZM10 159H11V158H10ZM12 159H13V158H12ZM29 159H30V158H29ZM33 159H34V158H33ZM39 159H40V158H39ZM39 159H38V160H39ZM55 159H56V158H55ZM81 159H82L81 157H80L79 159H75V160H77V162L80 160V161H79V164H78V163H77L78 165L76 164L77 167L80 166ZM90 159L92 160V158H90ZM132 159H136L135 156H134V158H132ZM1 160L3 161L4 159L0 158V161H1ZM13 160H14V159H13ZM13 160H11V161H13ZM16 160H17V158H16ZM16 160H15L14 162H16ZM35 160H36V159H35ZM40 160H41V161H40ZM40 160H39V161L42 162V165H45V164H43L45 161H43V159H40ZM48 160H52L51 157H50V159H47L46 162H48ZM191 160H193V159H191ZM2 161H1V162H2ZM20 161H21V159H20ZM22 161H23V160H22ZM68 161H69V160H68ZM137 161H138V159H137ZM141 161H142V160H141ZM189 161H190V160H189ZM23 162H24V161H23ZM29 162H30V161H29ZM31 162H33L32 159H31ZM46 162H45V163H46ZM50 162H51V161H50ZM50 162L48 163V165H50V164L52 163V162H51V163H50ZM53 162H54V161H53ZM61 162H62V161H61ZM82 162H84V160H82ZM10 163H11V162H10ZM17 163H18V162H17ZM20 163H21V162H20ZM37 163H38V162H37ZM65 163H66V162H65ZM70 163H73V162L70 161ZM74 163H76V162H74ZM1 164H2V163H1ZM18 164H19V163H18ZM39 164H40V163H39ZM46 164H47V163H46ZM52 164H53V163H52ZM55 164H56V163H55ZM82 164H83V163H81V165H82ZM131 164H132V163H131ZM135 164H136V163H135ZM11 165H12V164H11ZM21 165H22V164H21ZM24 165H25V164H24ZM28 165L30 166V164H28ZM28 165H27V166H28ZM33 165H35V163H34ZM56 165H58V164H56ZM66 165H67V164H66ZM73 165H74V164H73ZM76 165H74V167H76ZM50 166H51V165H50ZM13 167H15V166H13ZM53 167H54V164H53ZM60 167H61V165H60ZM77 167L75 168L76 170L81 169V166H80V168H77ZM151 167H152V166H151ZM3 168H4V167H2V172H3ZM23 168H24V166H23ZM29 168H30V167H29ZM40 168H41V170H40L39 167H38V174H37V176H39V171H42V174L45 173V172H43L44 167H43V168L40 167ZM61 168H64V166L61 167ZM70 168H71V167H70ZM132 168H133V167H132ZM16 169L20 170V168H16ZM33 169H34V168H33ZM42 169H43V170H42ZM50 169L52 170V168H50ZM56 169H57V168H55V170H56ZM58 169H59V167H58ZM68 169H69V168H68ZM75 169H74V170H75ZM137 169H138V168H137ZM11 170H13V169H11ZM11 170L9 169V171H11ZM25 170H26V169L21 170V172H22V171H23V172H27V171H28V170H26V171H25ZM45 170H46V169H45ZM48 170H49V168H47V171H48ZM74 170H72V171H74ZM81 170H82V169H81ZM91 170H92V169H91ZM13 171H14V170H13ZM13 171H12V172H13ZM29 171H30V169H29ZM34 171H35V170H34ZM56 171L59 172L60 170H59V171L56 170ZM62 171H63V170L61 169V173L64 175L65 172H66V170H64L65 172H62ZM70 171H71V170H70ZM79 171H80V170H78V172H79ZM223 171H224V170H223ZM2 172H0V173H2ZM4 172H5V170H4ZM4 172H3V173H4ZM14 172H15V171H14ZM90 172H92V171H90ZM132 172H133V171H132ZM135 172H136V171H135ZM137 172H138V171H137ZM137 172H136V173H137ZM9 173H10V172H9ZM16 173H17V172H16ZM16 173H14V174H16ZM18 173H20V172H18ZM34 173H35V172H34ZM53 173H55V172H51L50 175H52ZM67 173H68V172H67ZM69 173H71V172H69ZM149 173H150V172H149ZM149 173H148V174H149ZM4 174H5V173H4ZM22 174H24V173H22ZM28 174H29V173H28ZM30 174H32V170H31ZM46 174L49 175L48 173H46ZM57 174H58V173H56V175H57ZM85 174H86V173H85ZM1 175H2V174H1ZM7 175H8V173H7ZM53 175H54V174H53ZM56 175H55V176H56ZM58 175H59V174H58ZM60 175H61V174H60ZM60 175H59V176H60ZM66 175H68V174H65V177H66ZM70 175H71V174H70ZM33 176H34V175H33ZM43 176H44V175H43ZM1 177H2V176H1ZM22 177H23V176H22ZM35 177H36V175H35ZM35 177H34V178H35ZM51 177H52V176H51ZM61 177H62V176H61ZM65 177H62V179L64 180ZM69 177H70V176H69ZM73 177H74V176H73ZM83 177H84V176H83ZM161 177H162V176H161ZM189 177H190V176H189ZM6 178H8V177L6 176ZM6 178H5V179H6ZM19 178H20V177H19ZM28 178H31V177H28ZM49 178H50V177H49ZM77 178H79V177H77ZM77 178H76V180H77ZM147 178H148V177H147ZM62 179H61V180H62ZM66 179H67V178H66ZM66 179H65V180H66ZM79 179H81V178H79ZM2 180H4V178H2L1 181H2ZM24 180H26V177L24 178ZM34 180H35V179H34ZM36 180H37V179H36ZM36 180H35V181H36ZM57 180H58V179H57ZM185 180H186V179H185ZM5 181H6V180H4V181H2V182H4V184H5ZM15 181H16V180H15ZM28 181H29V180H28ZM48 181H49V180H48ZM51 181H52V180H51ZM71 181H72V180H71ZM80 181H81V180H80ZM91 181H93V180H91ZM153 181H154V180H153ZM153 181H152V182H153ZM159 181H160V179H159ZM162 181H163V180H162ZM189 181H190V180H189ZM7 182H8V181H7ZM25 182H26V181H25ZM32 182L34 183V181H32ZM32 182H31V183H32ZM57 182H58V181H57ZM57 182H56V185H57ZM62 182H65V181H62ZM72 182H73V181H72ZM93 182H94V181H93ZM142 182H143V181H142ZM157 182H158V181H157ZM187 182H188V181H187ZM0 183H1V182H0ZM17 183H18V182H17ZM17 183H16V184H17ZM35 183H36V182H35ZM49 183H50V185H52V183L54 184L53 181H52V182H49ZM49 183H48V184H49ZM73 183H74V182H73ZM163 183H164V182H163ZM163 183H162V185H163ZM23 184H24V183H23ZM46 184H47V183H46ZM48 184H47V186L49 187ZM65 184H66V182H65ZM75 184H77V183H75ZM86 184H87V186H88L87 181H86ZM181 184H182V183H181ZM187 184L190 185V182L187 183ZM187 184H186V185H187ZM7 185H8V184H7ZM24 185H25V188H26V184H24ZM27 185H29V182H27ZM58 185H60V184L58 183ZM78 185H79V183H78ZM136 185H137V184H136ZM142 185H143V184H142ZM168 185H169V184H168ZM182 185H183V184H182ZM184 185H185V184H184ZM189 185H187V186H189ZM4 186H5V185H4ZM18 186H19V185H18ZM21 186H22V184H21ZM21 186H20V188H21ZM42 186H43V185H42ZM53 186H54V185H53ZM53 186H50L49 188H51V187H53ZM64 186H65V185H64ZM64 186H62V187H64ZM83 186H84V185H83ZM163 186H164V185H163ZM12 187H13V186H12ZM28 187H29V186H28ZM31 187H32V185H31ZM33 187H35V186H33ZM36 187H37V186H36ZM43 187H44V186H43ZM43 187H40V192H41V190H42V191L45 190V189L47 190V188H48V187L46 188V185H45V188H43ZM59 187H60V186H59ZM59 187L56 186L55 189H56V188L59 189ZM65 187H66V186H65ZM71 187H72V186H71ZM145 187H146V186H145ZM147 187H148V186H147ZM153 187H154V186H153ZM155 187H156V186H155ZM166 187H168V186H166ZM182 187H183V186H182ZM1 188H2V189H1L2 193H0V198H1V196H3V195H1V194H4L3 191H4L5 187H4V189H3V187H1ZM9 188H11V185H10ZM22 188H23V187H22ZM29 188H30V187H29ZM38 188H39V187H38ZM42 188H43V189H42ZM80 188H82V186H81ZM164 188H165V187H164ZM184 188H185V187H184ZM186 188H187V187H186ZM188 188H189V187H188ZM14 189H16V188H14ZM14 189H12V190H14ZM23 189H24V188H23ZM23 189H22V192L26 191V190H23ZM26 189H27V188H26ZM51 189H52V188H51ZM53 189H54V188H53ZM57 189H56V190H57ZM69 189H70V188H69ZM134 189H135V188H134ZM154 189H155V188H154ZM168 189H169V188H168ZM12 190H11V191H12ZM16 190L18 191V187H17ZM16 190H15V191H16ZM34 190H35V189H34ZM56 190H53V192L56 191ZM67 190H68V189H67ZM70 190L72 191L73 188L70 189ZM70 190L68 191L67 196H68V195L71 196L70 193H72V192H70ZM89 190H90V188H89ZM151 190H152V189H151ZM15 191H13V192H15ZM17 191H16V193H17ZM19 191H21V189H19ZM30 191H31V190H30ZM60 191H62V190L60 189ZM90 191H91V190H90ZM166 191H167V190H166ZM7 192H8V191H7ZM7 192H6V190H5V194H7ZM9 192H10V191H9ZM9 192H8V193H9ZM33 192L35 193L36 190L33 191ZM37 192H38V191H37ZM44 192H45V191H44ZM44 192H42V193H44ZM46 192H48V191H46ZM56 192H57V191H56ZM63 192L65 193V190H63ZM63 192H62V193H63ZM69 192H70V193H69ZM27 193H28V192H27ZM29 193H30V192H29ZM50 193H51V192H50ZM50 193H47V194H50ZM66 193H67V192H66ZM92 193L94 194V192H92ZM160 193H162V192L160 191ZM163 193H164V192H163ZM221 193H222V192H221ZM5 194H4V195H5ZM23 194H24V193H23ZM53 194L55 195V192H54ZM93 194H92V195H93ZM98 194H99V192H98ZM98 194H97L96 196H98ZM113 194H114V193H113ZM26 195H28V194H26ZM29 195H30V194H29ZM31 195L33 196V194H31ZM60 195H61V196H60ZM60 195H59V197H61V198L57 197L56 195H55V196H56V198L63 199L62 196H63L64 194H60ZM73 195H75V194H73ZM88 195H89V193H88ZM90 195H91V194H90ZM117 195H118V194H117ZM142 195H143V194H142ZM161 195H162V194H160V196H161ZM170 195H171V194H170ZM170 195H169V196H170ZM188 195H189V194H188ZM10 196H11V195H10ZM10 196H9V198H10ZM24 196H25V195H24ZM32 196H31V197H32ZM38 196H39V194H38ZM38 196H37V197H38ZM40 196H41V195H40ZM40 196H39V197H40ZM44 196H45V193H44ZM51 196H53V195H51ZM64 196H65V195H64ZM69 196H68V197H69ZM94 196H95V194H94ZM153 196H154V195H153ZM155 196H156V195H155ZM160 196L158 197V198H159L158 200H160V198H161ZM167 196H168V195H167ZM171 196H172V195H171ZM171 196H170V197H171ZM4 197H5V196H4ZM27 197H28V196H27ZM27 197H26V198H27ZM37 197H36V198H37ZM39 197H38V198H39ZM47 197H48L47 200H51V198H49V196H47ZM71 197H73V196H71ZM71 197H70V198H71ZM150 197H151V195H150ZM22 198H24V197H22ZM22 198H21V199H22ZM26 198H25V199H26ZM28 198H29V197H28ZM42 198H43V197H42ZM54 198H55V197H54ZM70 198H69V199H70ZM96 198H97V197H96ZM101 198H102V197H101ZM114 198H115V197H114ZM3 199H4V198H3ZM3 199H2V200H3ZM10 199H11V198H10ZM25 199H24V200H25ZM39 199L42 200L41 197H40ZM65 199H66V197H64V200H65ZM98 199H99V198H98ZM112 199H113V198H112ZM154 199H155V198H154ZM178 199H179V198H178ZM47 200H45L46 203H47ZM56 200H57V199H56ZM72 200H73V199H71V201H72ZM89 200H90V199H89ZM119 200H121V199L119 198ZM26 201H27V200H26ZM42 201L44 202V199H43ZM62 201H63V200H62ZM66 201L69 202L68 199H66ZM71 201H70V203H71ZM109 201H110V200H109ZM149 201H152V200L150 199ZM149 201L147 200L146 202L149 203ZM0 202H1V201H0ZM52 202H54V200H53ZM63 202H64V201H63ZM63 202H62V203H63ZM72 202H74V200H73ZM95 202H96V201H95ZM100 202H101V201H100ZM104 202H105V201H104ZM118 202H119V201H118ZM155 202H156V201H155ZM48 203H51V201H48ZM57 203H58V202H57ZM101 203H102V202H101ZM141 203H142V202H141ZM148 203H147V204H148ZM51 204H54V203H51ZM51 204H48V205H51ZM58 204H59V203H58ZM73 204H74V203H73ZM89 204H90V203H89ZM108 204H109V203H108ZM139 204H140V202H139ZM153 204H154V203H153ZM153 204H152V205H153ZM59 205H61V203H60ZM63 205H64V204H63ZM70 205H72V204H70ZM92 205H93V204H92ZM106 205H107V204H106ZM114 205H115V204H114ZM152 205H151V206H152ZM237 205H238V204H237ZM44 206H45V204H44ZM51 206H52V205H51ZM61 206H62V205H61ZM74 206H78V205L75 203ZM140 206H141V205H140ZM144 206H146V204H145ZM151 206H150V207H151ZM46 207H47V204H46ZM49 207H50V206H49ZM91 207H92V206H91ZM97 207H98V206H97ZM102 207H103V206H102ZM121 207H122V206H121ZM141 207H142V206H141ZM152 207H153V206H152ZM154 207L156 208V207H158V206H155V205H154ZM154 207H153V208H154ZM162 207H163V205H162ZM165 207H168V206L166 205ZM73 208H74V207H73ZM87 208H88V206H87ZM89 208H90V207H89ZM155 208H154V209H155ZM5 209H7V206H5ZM45 209H47V208H45ZM76 209H78V207H76ZM80 209H82V208H80ZM138 209H140V208H138ZM157 209H158V208H157ZM157 209H156V210H157ZM160 209H161V208H160ZM165 209H167V208H165ZM165 209H163V210H165ZM67 210H68V208H67ZM82 210H83V209H82ZM82 210L80 211L81 213H83ZM97 210H98V208H97ZM100 210H101V209H100ZM106 210H107V209H106ZM116 210H117V209H116ZM149 210H153V209L151 208V209H149ZM167 210H168V209H167ZM3 211H4V210H3V208H2V209H1V212H3ZM65 211H66V210H65ZM65 211H64V212H65ZM70 211H71V210H70ZM74 211H75V210H74ZM87 211H88V210H87ZM90 211H91V210H90ZM92 211H93V210H92ZM114 211H115V210H114ZM117 211H118V210H117ZM157 211H158V210H157ZM168 211H169V210H168ZM247 211H248V210H247ZM48 212H49V211H48ZM77 212H78V214L80 213L79 211H77ZM77 212H76V213H77ZM84 212H85V211H84ZM93 212H94V211H93ZM100 212H101V211H100ZM100 212L98 211V213H100ZM102 212H103V209H102ZM106 212H107V211H106ZM124 212H125V211H124ZM124 212H122V209L120 208V209H119V214H118V215L122 217V215H124ZM142 212H144V211H142ZM159 212H160V211H159ZM164 212H166V211H164ZM169 212H170V211H169ZM3 213H4V212H3ZM3 213H2V214H3ZM24 213H26V212H24ZM74 213H75V212H74ZM81 213H80V214H81ZM144 213H145V212H144ZM149 213H150V212H149ZM153 213H154V212H153ZM161 213H162V210H161L160 214H161ZM188 213H191V211L188 212ZM22 214H23V213H22ZM33 214H34V213H33ZM41 214H42V213H41ZM45 214H46V213H45ZM48 214H49V213H48ZM71 214H72V213H71ZM95 214H96V213H95ZM101 214H102V213H101ZM109 214H111V213H109ZM146 214H147V212H146ZM150 214H151V213H150ZM162 214H163V213H162ZM162 214H161V215H162ZM164 214H165V213H164ZM169 214H171V213H169ZM172 214H173V212H172ZM176 214H177V213H176ZM46 215H47V214H46ZM75 215H76V214H75ZM118 215H117V216H118ZM125 215H126V213H125ZM144 215H145V214H144ZM148 215H149V214H148ZM154 215H155V214H154ZM184 215H185V214H184ZM80 216H83V215H80ZM101 216H102V215H101ZM101 216H100V217H101ZM104 216H106V215H104ZM159 216H160V215H159ZM162 216H163V215H162ZM170 216H171V215H170ZM170 216H168V213H167V217L170 218ZM173 216H174V217H173ZM3 217H4V216H3ZM36 217H37V216H36ZM40 217H41V216H40ZM40 217H39V218H40ZM43 217H44V214H43ZM89 217H90V215H89ZM100 217H99V215H98V219H99ZM107 217H109V216H107ZM142 217H143V216H142ZM167 217H165L164 219H163L162 217L159 218V219L162 218L163 220H162V219H161V220L164 221V223L161 225V223H162V221H161V223H160L161 226L159 225L158 228L155 227L153 232L156 233V232H159L160 230H162V228H164L165 230L169 228L168 225H167V227H162V226L168 221V218H167ZM175 217H176L175 215H172V218H171V219H172V221H174L173 223L176 222L175 220H173V218H175ZM183 217H185V216H183ZM186 217H187V216H186ZM7 218H8V217H7ZM67 218H68V217H67ZM71 218H72V217H71ZM77 218H78V217H77ZM102 218L104 219V223L107 222V221H105L106 217L104 218V217L102 216ZM109 218H110V217H109ZM122 218H123V217H122ZM127 218H128V217H127ZM177 218H178V221H179L180 218H181V216H180V218H179V215H178ZM177 218H176V219H177ZM63 219H64V218H63ZM63 219H62V220H63ZM72 219H73V218H72ZM103 219H100V221H103ZM110 219H111V218H110ZM151 219H152V218H151ZM187 219H188V218H187ZM224 219H225V218H224ZM232 219H233V217H232ZM70 220H71V219H70ZM116 220H117V219H116ZM49 221H50V220H49ZM98 221H99V220H98ZM100 221H99V222H100ZM143 221H144V220H143ZM151 221H152V220H151ZM155 221H157V220H155ZM170 221H171V220H170ZM221 221H222V220H221ZM66 222H67V220L65 221V223H66ZM73 222H74V221H73ZM111 222H112V221H111ZM223 222H224V221H223ZM225 222H226V221H225ZM96 223H97V222H96ZM100 223H101V222H100ZM104 223H103V224H104ZM142 223H143V222H142ZM142 223H141V224H142ZM176 223H177V222H176ZM105 224H106V223H105ZM121 224H123V223H121ZM132 224H133V223H132ZM145 224L151 225V223H150V219H148L147 217H146V219H145ZM166 224H168V222H167ZM23 225H24V224H23ZM87 225H88V224H87ZM189 225H190V224H189ZM103 226H104V225H103ZM108 226H110V225H108ZM139 226H140V225H139ZM156 226H157V225H156ZM164 226H165V225H164ZM169 226H170V224H169ZM90 227H91V225L89 226V228H90ZM114 227H115V226H114ZM70 228H71V227H70ZM91 228H92V227H91ZM144 228H145V227H143V230H144ZM152 228H153V226H150V227H149V230H151ZM174 228H175V226H174ZM200 228H201V227H200ZM223 228H224V227H223ZM96 229H97V228H96ZM108 229H109V228H108ZM126 229H127V228H126ZM188 229H190V227H189ZM194 229H195V227H194ZM194 229H193V230H194ZM89 230H90V229H89ZM102 230H103V229H102ZM139 230H140V229H139ZM170 230H172V229L170 228ZM170 230H169L168 232H170ZM193 230H192V231H193ZM196 230H197V229H196ZM81 231H82V230H81ZM85 231H86V230H85ZM108 231H109V230H108ZM108 231H107V232H108ZM112 231H113V230H112ZM120 231H121V230H120ZM173 231H174V230H173ZM233 231H234V230H233ZM74 232H75V231H74ZM92 232H93V231H92ZM134 232H135V231H134ZM136 232H138V230H137ZM142 232H143V231H142ZM145 232H146V231H145ZM160 232H161V231H160ZM163 232H164L165 234H167V233H166L167 230H166V232L163 230ZM198 232H199V231H198ZM132 233H133V232H132ZM132 233H131V234H132ZM143 233H144V232H143ZM164 233H163L162 235H164ZM170 233H171V232H170ZM170 233H169V234H170ZM172 233H175V231L172 232ZM75 234H76V232H75ZM79 234H80V232H79ZM81 234H82V233H81ZM111 234L114 235L113 232H112ZM124 234H125V233H124ZM139 234H141V232H140ZM146 234H147V233H146ZM182 234H183V233H182ZM191 234H192V233H191ZM194 234H195V233H194ZM196 234H197V233H196ZM198 234H199V233H198ZM88 235H89V234H88ZM91 235H93V234H90V236H91ZM108 235H109V234H108ZM119 235H120V234H119ZM134 235H135V234H134ZM170 235H172V234H170ZM170 235H169V237H168V234H167L165 237L172 238ZM174 235H175V234H174ZM188 235H189V232H188ZM143 236H144V237H142V234H141V235H139V236L137 235L136 237H138V238L141 237L140 240H143L142 238H144V240L151 239V238L148 237L149 235H148V236L146 235L147 238L145 237L144 234H143ZM160 236H161V235H160ZM88 237H89V236H88ZM106 237H107V236H106ZM109 237H110V236H109ZM112 237H113V236H112ZM115 237H116V235H115ZM121 237H122V236H120V238H121ZM136 237H135V238H136ZM151 237H152V236H151ZM153 237H154V236H153ZM153 237H152V238H153ZM156 237H157V235H156ZM173 237H174V236H173ZM181 237H186V235L181 236ZM194 237H195V236H194ZM194 237H193V238H194ZM89 238H90V237H89ZM113 238H114V237H113ZM118 238H119V237H118ZM118 238H117V239H118ZM120 238H119V239H120ZM127 238H128V236H127ZM154 238H155V237H154ZM158 238H159V237H158ZM176 238H177V237H176ZM93 239L95 240L96 238L93 237ZM97 239H98V237H97ZM187 239H188V238L186 237V240H187ZM189 239H190V238H189ZM191 239H192V238H191ZM87 240H88V239H87ZM87 240H86V241H87ZM86 241H83V242H86ZM114 241H115V240H114ZM129 241H130V240H129ZM148 241H149V240H148ZM150 241H151V240H150ZM153 241H154V239H152V242H153ZM165 241H167V240H165ZM191 241H192V240H191ZM198 241H199V240H198ZM87 242H89V241H87ZM87 242H86V243H87ZM104 242H106V240H104ZM111 242H112V241H111ZM117 242H118V241H117ZM120 242L122 243V241H120ZM123 242H124V241H123ZM127 242H128V241H127ZM139 242H140V241H139ZM172 242H174V241H172ZM189 242H190V241H189ZM86 243H85V244H86ZM106 243H107V242H106ZM106 243H104V244H106ZM121 243H120V244H121ZM183 243H186V242H183ZM81 244H82V242H81ZM110 244H112V243H110ZM114 244H115V243H114ZM122 244H124V243H122ZM154 244H157V243H154ZM159 244H160V242H159ZM164 244H165V243H164ZM194 244H195V243H193V245H194ZM83 245H84V244H83ZM106 245H107V244H106ZM152 245H153V244H152ZM157 245H158V244H157ZM170 245H171V241H170ZM103 246H105V245H103ZM108 246H110V245L108 244ZM118 246H119V245H118ZM127 246H128V244H127ZM148 246H150V245H148ZM148 246H147V247H148ZM154 246H155V245H154ZM190 246H191V245H190ZM196 246H197V245H196ZM196 246H195V247H196ZM199 246H200V245H199ZM157 247L159 248V247H161V246L158 245ZM200 247H201V246H200ZM158 248H156V250H158ZM111 249L114 250L115 248H114V249L111 248ZM126 249H128V248H126ZM133 249H134V248H133ZM149 249H150V248H149ZM160 249H161V248H160ZM176 249H177V248H176ZM181 249H182V248H181ZM198 249H200V248L198 247ZM83 250H84V252H83V254H84V253H85V248H83ZM91 250H92V248H91ZM95 250H96V251H97V250L99 251V249H95ZM109 250H110V248H109ZM112 250H111V251H112ZM164 250H165V249H164ZM188 250H190V249L188 248ZM188 250H187V251H188ZM191 250H192V249H191ZM202 250H203V249H202ZM121 251H122V250H121ZM147 251H149V250H147ZM102 252H105L104 249H103ZM102 252H101V253H102ZM126 252H127V251H126ZM132 252H133V251H132ZM132 252L130 251V254H132ZM86 253H87V254H85V255L88 256V255H90L91 252H90L89 254H88V252H86ZM101 253H100V254H101ZM135 253H136V252H135ZM139 253H140V252H139ZM144 253H145V252H144ZM163 253H164V252H163ZM180 253H182V252H180ZM205 253H207V252H205ZM98 254H99V253H98ZM128 254H129V253H128ZM141 254H142V253H141ZM146 254H147V253H146ZM152 254H153V253H152ZM178 254H179V253H178ZM187 254H188V253H187ZM196 254H197V253H196ZM91 255H94V254H91ZM101 255H103V254H101ZM101 255H99V256H101ZM134 255H135V254H134ZM137 255H138V254H137ZM137 255H136V256H137ZM164 255H165V254H164ZM2 256H3V255H2ZM87 256H86V257H87ZM96 256H97V255H96ZM111 256H112V255H111ZM132 256H133V255H132ZM138 256H140V255H138ZM154 256H155V253H154ZM181 256L184 257L183 255H181ZM91 257H92V256H91ZM114 257H115V256H114ZM128 257H129V255H128ZM140 257H142V256H140ZM144 257H146V256H144ZM151 257H152V255H151ZM163 257H164V256H163ZM193 257H194V255H193ZM0 258H1V257H0ZM101 258H102V256H101ZM117 258H118V257H117ZM130 258H131V257H129L128 259H130ZM135 258H136V259H139L138 257H135ZM188 258H189V257H188ZM194 258H196V257H194ZM90 259H91V258H90ZM128 259H127V260H128ZM133 259H134V258H133ZM136 259H134V262H135V263H132V262L129 260V262L126 261V263H124V264H140V263H142V262L140 261L142 258H141L140 260H136ZM145 259H146V258H145ZM191 259H192V258H191ZM88 260H89V259H88ZM88 260H86V258H85V262H86V261L88 262ZM149 260H150V259H149ZM149 260H147L146 262H144L145 260H144V258H143V263H142V264H145V263H147V264H148V263L152 264V260H150L151 262H149ZM156 260H157V259H156ZM158 260H159V259H158ZM177 260H178V258H177ZM186 260H188V259H186ZM186 260H185V261H186ZM200 260H201V259H200ZM20 261H21V260H20ZM100 261H101V260H100ZM109 261H110V264H117V263H112V262H113V257H111V260H109ZM132 261H133V260H132ZM137 261H138V262L140 261V263H138ZM179 261H180V260H179ZM188 261H189V260H188ZM192 261H193V259H192ZM216 261H217V260H216ZM9 262H11V261H9ZM98 262H99V261H98ZM103 262H105V261H103ZM130 262H131V263H130ZM160 262H161V261H160ZM164 262H165V261H164ZM201 262H202V261H201ZM88 263H89V262H88ZM88 263H86V264H88ZM101 263H102V262H101ZM105 263H106V262H105ZM91 264H92V263H91ZM159 264H160V263H159Z\"/></svg>","mask_w":264,"mask_h":264}]
</instances>
